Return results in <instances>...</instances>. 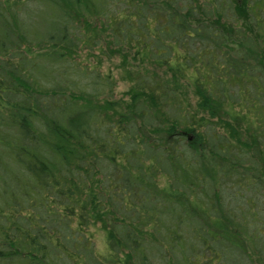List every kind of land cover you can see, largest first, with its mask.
<instances>
[{
	"label": "trees",
	"instance_id": "1",
	"mask_svg": "<svg viewBox=\"0 0 264 264\" xmlns=\"http://www.w3.org/2000/svg\"><path fill=\"white\" fill-rule=\"evenodd\" d=\"M0 264H264V0H0Z\"/></svg>",
	"mask_w": 264,
	"mask_h": 264
},
{
	"label": "rangeland",
	"instance_id": "2",
	"mask_svg": "<svg viewBox=\"0 0 264 264\" xmlns=\"http://www.w3.org/2000/svg\"><path fill=\"white\" fill-rule=\"evenodd\" d=\"M123 89H124V87L122 85H119V87H118V93H120ZM94 235H95V240H96V247L99 250H102L103 240H104V234H103V232L100 231L99 229H95Z\"/></svg>",
	"mask_w": 264,
	"mask_h": 264
}]
</instances>
